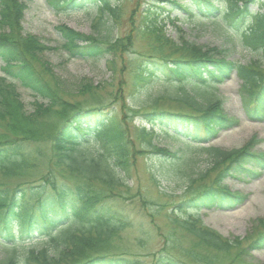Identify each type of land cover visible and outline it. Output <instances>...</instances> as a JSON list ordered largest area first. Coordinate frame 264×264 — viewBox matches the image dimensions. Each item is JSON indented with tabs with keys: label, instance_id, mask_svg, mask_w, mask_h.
Here are the masks:
<instances>
[{
	"label": "trees",
	"instance_id": "16d2710c",
	"mask_svg": "<svg viewBox=\"0 0 264 264\" xmlns=\"http://www.w3.org/2000/svg\"><path fill=\"white\" fill-rule=\"evenodd\" d=\"M115 1L46 0L59 12L88 9V3L96 9L91 32L87 35L66 25L56 27L62 40L59 47L67 58L98 60L115 50L118 45L115 25L120 17L119 7L116 3L113 5ZM220 1L185 0V4L178 7L190 16L221 25L227 23L240 38L244 49L258 55L247 64L230 60L231 49L193 46L184 41L175 43L152 21L144 24L148 39L160 46L157 57L165 62L168 60L160 65H165L169 75L167 81L160 79L166 85L164 92L145 94L148 103L141 108L148 110L144 120L176 140L184 136L200 145L201 141H209L220 131L232 127L215 91L216 86L233 72L240 79L242 96L246 94L249 99L244 100L246 106L251 107L249 111L241 101L246 113L258 115L257 107L264 106V0H254L261 12L248 10L247 4L251 0H227L224 6L219 4ZM240 1L242 3L238 5ZM24 9L25 4L20 0H0V60L3 63V74L0 75V177L7 181L24 176L29 169L37 168L33 160L44 156L45 149L49 148L48 163L55 161L63 167L67 180H55L47 173L40 182L9 186L0 181V247L4 252L0 264H145L120 253L113 243L128 224L122 212L115 208V202L108 203L115 200L113 189L122 186L121 175L128 168L132 155L143 153L136 143L143 149H154L161 156L172 157L171 166L177 165L181 158L177 159L175 152L166 149L158 151L151 139L152 135L156 138L153 128L146 131L142 127L138 137L135 133L139 131L134 133L133 139L127 126L122 128L120 122L108 115L111 112L107 114L102 108H79L62 98V83L52 74L48 63L40 60L39 55L45 47L36 36L23 32L20 21ZM162 47L169 48L168 56L160 54ZM181 51L191 53V58H186ZM145 72L147 75L139 74L134 85L137 92L140 91L138 88L154 85L148 77L154 70L148 66ZM9 79L19 82L33 96L48 100L44 107L36 104L41 116H46L49 111L69 112H66L63 124L46 137L38 133L40 115L35 117L34 112H26ZM81 84L83 88L91 86L86 82ZM161 104L168 108H159ZM44 139L46 148L39 145ZM206 151L213 155L212 167L229 162L225 172L236 164L235 173L244 175L243 167L251 164L252 157L246 147L229 151L209 148ZM156 161L159 165L163 163L160 158ZM221 177L222 173L218 176L216 190L208 189L188 201L195 211L237 204L232 193L221 184ZM56 181H59L57 185ZM174 223L188 234L189 243L184 246L183 238H176L165 245L168 253L159 255L154 264H180L182 255L190 261L209 263L210 252L225 251L236 245L240 253L248 252L241 249V239L223 237L204 226L197 216L188 215ZM24 241L27 244H23ZM249 245L251 249H263L264 230ZM173 251L179 255L171 254Z\"/></svg>",
	"mask_w": 264,
	"mask_h": 264
},
{
	"label": "rangeland",
	"instance_id": "374dc122",
	"mask_svg": "<svg viewBox=\"0 0 264 264\" xmlns=\"http://www.w3.org/2000/svg\"><path fill=\"white\" fill-rule=\"evenodd\" d=\"M20 1L25 4L20 21L23 32L36 36L45 47L39 55L40 60L48 63L52 74L62 83L64 88L60 96L79 108H102L107 114L111 112L108 115L115 118L117 123L120 122L122 128L127 126L133 139L134 133L139 131L135 133L138 137L142 127L145 126L146 131L150 129V124L144 120V113L148 108H141L148 103L145 94H161L166 85L160 79L167 81L169 78L165 65H160L168 60L165 62L157 57L159 44L148 39L143 30L148 20L161 27L165 36L175 43L184 41L193 46L228 48L231 49L228 58L242 64L258 58L257 54L244 49L240 38L227 27V23L221 25L195 16L186 17L182 11L175 10V5L172 4L175 0H161L160 6L149 3L153 0H116L113 5L116 3L119 7L120 17L115 25V37L118 38L115 50L98 60L69 59L59 47L62 40L56 27L66 25L82 34H89L96 14L93 4H86L88 9L82 7L59 12L53 10L46 0ZM226 1L221 0L219 4L224 6ZM241 3L242 1L238 5ZM247 8L252 11L259 10L260 7L253 1L247 4ZM243 24L244 22L240 26ZM168 50L169 48L162 47L160 54L168 56ZM182 53L186 58H191V53ZM2 65L0 60V75L3 74ZM148 66L154 70V74L148 76L154 85L146 89L138 88L140 91L137 92L136 81L139 74L147 75L145 70ZM139 70L143 72L140 73ZM9 82L19 93L26 112H34L35 117L40 115L41 126H37V129L38 133H43V137L63 124L66 110L60 114L49 111L46 116H41V112L36 110V104L44 107L48 105V100L33 96L13 79ZM82 82L91 86L83 88ZM240 85L241 82L234 73L216 86V98L222 101L226 117L231 119L233 125L220 131L209 141H201L199 145L184 136L176 140L154 126L156 138L152 135L151 139L155 146L158 151L166 149L170 153L175 152L177 159L181 158L177 165L171 166L172 157L161 156L154 149H143L142 145L136 143L143 153L140 156L132 155L128 168L121 175L122 186L113 189L116 198L108 203L111 205L115 202V208L122 212L128 224L113 240L120 253L145 264H154L159 255L168 253L164 248L166 244L179 237L183 238L184 246L189 243L188 234L182 232L174 221H182L188 215H194L200 218L204 226L223 237L241 239V249L245 248L248 252L240 253L239 246L236 245L225 251L210 252L207 257L209 263L190 261L187 256L182 255L179 257L182 260L180 264H264V249H251V245L248 246L264 230V106L257 107L258 117L253 115L246 118L241 101L248 111L251 107L246 106L247 102L244 103V100L249 99L246 94L245 97L242 96ZM159 108L168 107L161 104ZM158 122L160 124L156 120ZM39 145L46 148V139L41 140ZM244 147L252 157L251 164L243 167L244 175L235 173L236 164L232 165L231 170L223 171L229 162L212 167L213 155L206 151L209 148L229 151ZM48 150L46 148L44 156L33 160L32 163L37 168L29 169L24 176L16 179L6 181L0 177V181L9 186L40 182L47 173H51L55 180L66 181L65 169L55 161L48 163ZM157 158L162 159V165L158 164ZM221 173V184L232 193L237 204L195 211L188 201L208 189L216 190L215 185ZM58 182L56 181V185ZM46 187L49 191V185ZM3 256L4 252L0 247V259Z\"/></svg>",
	"mask_w": 264,
	"mask_h": 264
}]
</instances>
